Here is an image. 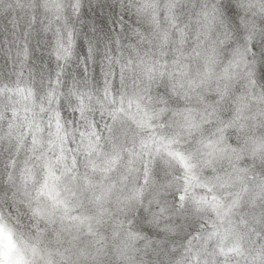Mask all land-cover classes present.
<instances>
[{"label":"clouds","instance_id":"obj_1","mask_svg":"<svg viewBox=\"0 0 264 264\" xmlns=\"http://www.w3.org/2000/svg\"><path fill=\"white\" fill-rule=\"evenodd\" d=\"M0 264H264V0H0Z\"/></svg>","mask_w":264,"mask_h":264}]
</instances>
